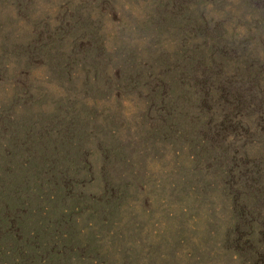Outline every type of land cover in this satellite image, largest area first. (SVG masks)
<instances>
[{
	"label": "rangeland",
	"instance_id": "1",
	"mask_svg": "<svg viewBox=\"0 0 264 264\" xmlns=\"http://www.w3.org/2000/svg\"><path fill=\"white\" fill-rule=\"evenodd\" d=\"M0 264H264V0H0Z\"/></svg>",
	"mask_w": 264,
	"mask_h": 264
}]
</instances>
